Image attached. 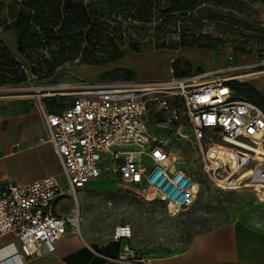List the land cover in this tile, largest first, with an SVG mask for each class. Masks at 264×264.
<instances>
[{
	"label": "built area",
	"instance_id": "built-area-1",
	"mask_svg": "<svg viewBox=\"0 0 264 264\" xmlns=\"http://www.w3.org/2000/svg\"><path fill=\"white\" fill-rule=\"evenodd\" d=\"M213 74L215 69L165 80L86 82L62 111H44L47 135L41 141L53 145L66 183L49 176L0 189V236L16 237L19 262L54 252L70 229L81 233L78 205L61 215L56 202L77 196L103 176L117 175L143 199L164 202L169 214L172 207L177 214L195 203L201 183L168 139L152 132L153 112H161L168 122L187 118L191 131L179 135L194 148L212 186L252 188L254 183L257 199L264 203V108L234 97L225 78L208 79ZM35 94L43 108L42 89ZM132 235V225L119 224L113 239Z\"/></svg>",
	"mask_w": 264,
	"mask_h": 264
},
{
	"label": "rangeland",
	"instance_id": "rangeland-1",
	"mask_svg": "<svg viewBox=\"0 0 264 264\" xmlns=\"http://www.w3.org/2000/svg\"><path fill=\"white\" fill-rule=\"evenodd\" d=\"M191 15L188 18L181 16L180 20H187L179 21L175 29L167 27L171 30L165 34L156 31L159 21H153L140 40L141 52H130L117 63L85 66L78 70L76 61L62 65L50 77L39 78L27 71L25 82L2 86L20 87L32 92L42 89L44 98L59 96V105L65 106L82 90L78 86L83 83L121 80L113 79L110 74L118 65L137 70L138 77L134 80L176 77L173 72L164 70L165 65L162 63L166 61L171 68L170 62L176 58L191 64V74L215 69L216 74L208 79L219 76L225 78L227 83L238 81L264 96V0H197ZM186 28L195 35L210 34L216 39V46L175 50ZM132 33V37H138ZM0 39L17 54V39L13 31L0 30ZM163 43L166 47L159 48ZM181 49L182 55L179 52ZM150 125L153 133L168 139L169 147L184 159L183 165L201 183L197 200L177 214L172 207L169 214L164 202L143 199L134 185L118 176L109 179L103 176L96 184H91L72 197L76 206L78 204L81 207L82 224L87 223L101 238L107 239L110 235L113 238L115 227L128 223L133 227V235L125 242L127 249L133 250L136 255L144 252L161 255L173 246L189 241L194 234L227 222L234 206L250 201L259 202L253 188L220 189L212 186L203 176L194 148L186 138L180 136L191 131L185 116L180 122H168L161 112H153L150 113Z\"/></svg>",
	"mask_w": 264,
	"mask_h": 264
},
{
	"label": "trees",
	"instance_id": "trees-1",
	"mask_svg": "<svg viewBox=\"0 0 264 264\" xmlns=\"http://www.w3.org/2000/svg\"><path fill=\"white\" fill-rule=\"evenodd\" d=\"M165 3V4H164ZM197 0H0V30L13 31L17 54L0 39V86L19 85L27 71L50 77L66 63L104 66L141 52V39L153 21L158 33L177 28L181 16L191 17ZM188 18V17H187ZM215 19V18H212ZM138 37H132L133 33ZM175 47L214 48L208 33L193 34L188 28ZM165 43L159 48H165ZM176 77L191 75V64L183 59L170 62ZM113 79L134 80L130 67H114ZM193 74V73H192ZM236 98L248 99L264 108V96L254 88L230 81ZM59 96L44 99L49 112H59Z\"/></svg>",
	"mask_w": 264,
	"mask_h": 264
},
{
	"label": "crops",
	"instance_id": "crops-1",
	"mask_svg": "<svg viewBox=\"0 0 264 264\" xmlns=\"http://www.w3.org/2000/svg\"><path fill=\"white\" fill-rule=\"evenodd\" d=\"M182 50H179L180 55ZM162 63L164 70L172 73L167 62ZM85 66L98 67L76 65L78 70ZM24 90L0 86V189L8 184L21 186L49 176H55L64 185L66 176L53 145L41 141V137L47 135L46 101L42 108L35 92ZM110 177L117 175L107 178ZM97 182L92 181L82 189ZM72 197L57 200L59 214L69 215L77 207ZM259 202L234 206L227 222L196 233L189 241L161 255L148 252L136 255L125 245L131 238L115 241L110 235L103 239L81 221V233L70 229L57 241L54 252L25 262L17 259L16 237L0 236V264H264V203Z\"/></svg>",
	"mask_w": 264,
	"mask_h": 264
},
{
	"label": "bare ground",
	"instance_id": "bare-ground-1",
	"mask_svg": "<svg viewBox=\"0 0 264 264\" xmlns=\"http://www.w3.org/2000/svg\"><path fill=\"white\" fill-rule=\"evenodd\" d=\"M247 175H249V173H247V174H244V176L242 177V179L244 180L246 177H247ZM250 187H256V184H254V183H252V184H250Z\"/></svg>",
	"mask_w": 264,
	"mask_h": 264
}]
</instances>
